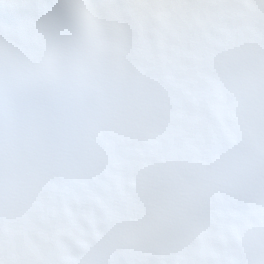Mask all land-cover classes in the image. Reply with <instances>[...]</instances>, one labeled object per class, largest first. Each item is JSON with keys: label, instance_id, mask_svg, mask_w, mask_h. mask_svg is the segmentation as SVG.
Returning a JSON list of instances; mask_svg holds the SVG:
<instances>
[{"label": "snow or ice", "instance_id": "snow-or-ice-1", "mask_svg": "<svg viewBox=\"0 0 264 264\" xmlns=\"http://www.w3.org/2000/svg\"><path fill=\"white\" fill-rule=\"evenodd\" d=\"M0 264H264V0H0Z\"/></svg>", "mask_w": 264, "mask_h": 264}]
</instances>
